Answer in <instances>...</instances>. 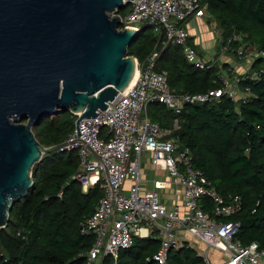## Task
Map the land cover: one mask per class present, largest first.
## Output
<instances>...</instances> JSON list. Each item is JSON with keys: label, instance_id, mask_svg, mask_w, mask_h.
I'll return each instance as SVG.
<instances>
[{"label": "trees", "instance_id": "trees-1", "mask_svg": "<svg viewBox=\"0 0 264 264\" xmlns=\"http://www.w3.org/2000/svg\"><path fill=\"white\" fill-rule=\"evenodd\" d=\"M202 5L222 47L236 60L247 59H239L238 50L244 56L254 52L252 73H235L240 78L235 98L224 94L205 103L182 105L176 113L152 103L147 116L162 130H171L177 121L172 137L180 147L189 149L193 165L204 173L209 187L226 201L229 197L241 200L239 213L218 220L239 222L236 238L241 244L255 243L264 251V58L257 56L264 52V0H202ZM123 11L121 17L129 10ZM233 36L238 40L232 41ZM163 43L164 37L142 25L127 54L142 63L157 51L154 70L166 73L175 96L207 94L221 88L217 64L208 70L195 69L185 61L179 46ZM260 70V79L253 80ZM75 121L76 116L69 112H59L32 127V132L36 141L48 148L64 143ZM78 165L76 150H56L44 153L33 166V186L13 205L7 225L0 229V264H86L83 255L91 248L93 236L82 234L79 226L94 214L102 191L94 186L82 192L80 183L72 179ZM204 204L210 212L208 199ZM158 249L157 234L134 237L129 248L118 252L114 264H159L153 260ZM105 262L114 261L108 258ZM165 264L205 261L185 244L169 251Z\"/></svg>", "mask_w": 264, "mask_h": 264}, {"label": "built area", "instance_id": "built-area-1", "mask_svg": "<svg viewBox=\"0 0 264 264\" xmlns=\"http://www.w3.org/2000/svg\"><path fill=\"white\" fill-rule=\"evenodd\" d=\"M205 14L202 0H132L129 11L121 17L120 29L139 31L142 25L150 26L165 42L179 46L188 64L208 70L216 64L215 57L206 61L199 58L183 26L189 19ZM238 38L233 36L232 41ZM236 55L246 59L241 50ZM257 56L264 58V52ZM158 57L159 53L153 51L142 63L135 59L134 83L94 119H82L78 123L79 138L75 125L65 141L68 145L64 151L76 150L79 160L72 179L80 183L84 193L94 186L103 192L94 214L79 226L82 234L93 236L91 248L83 255L86 264H105L108 258L116 261L118 252L129 248L134 237L148 238L152 233L159 240L153 260L165 264L169 251L183 246L176 237L178 232L219 251L226 259L222 264H264V251L255 243L243 246L236 238L239 222L218 220L239 213L240 198L229 197L226 201L209 187L204 173L193 165L189 149L180 147L172 137L178 128L176 120L166 131L147 116L152 103L163 104L176 113L182 105L205 103L224 94L235 98L239 76L231 69L217 73L220 89L175 96L169 90L166 73L154 70ZM262 73L260 70L252 79L259 80ZM142 155L148 157L155 171L176 179L183 190L182 214L178 207L167 208L161 203L159 191L164 183L157 182L154 190L141 192ZM126 182L129 187L125 191ZM205 199L211 204L210 212L204 209Z\"/></svg>", "mask_w": 264, "mask_h": 264}, {"label": "water", "instance_id": "water-1", "mask_svg": "<svg viewBox=\"0 0 264 264\" xmlns=\"http://www.w3.org/2000/svg\"><path fill=\"white\" fill-rule=\"evenodd\" d=\"M132 0H0V229L33 186L44 148L32 127L59 112L94 119L130 85L138 30L120 29Z\"/></svg>", "mask_w": 264, "mask_h": 264}, {"label": "crops", "instance_id": "crops-1", "mask_svg": "<svg viewBox=\"0 0 264 264\" xmlns=\"http://www.w3.org/2000/svg\"><path fill=\"white\" fill-rule=\"evenodd\" d=\"M129 6L126 7L124 10L127 12L129 9ZM124 11V13H126ZM205 13L206 10H205ZM183 26L188 31V42L195 50L196 54L201 59L209 60L211 58L215 57L216 64L218 63V57L215 55V50L210 48V50H203L201 46H204V43H215L216 48H220L223 58H222V64L218 71L219 74H225L226 71L230 68L234 73H236L239 76L246 75L248 73H252L251 64L255 59V54L253 57H251V63H249V60H244L242 62H239L234 58V56L228 52L227 47H222L221 43L219 42V38L217 37V32L214 23L211 21L209 23L207 14L203 18H192L186 21ZM206 39V40H205ZM164 45H167L169 43L165 42ZM172 45V43H171ZM206 47V45H205ZM181 50V49H180ZM182 52V51H181ZM229 67V68H225ZM227 69V70H226ZM251 69V70H250ZM170 131V130H166ZM170 138H172L170 136ZM146 163V164H144ZM142 174V175H141ZM158 174V175H156ZM139 180H140V190L141 192H147L154 190L155 184L157 182L164 183V189L162 188L159 191L160 194V201L163 205H165L167 208H172L173 206H176L179 208L180 213L182 214L184 210V197H183V190L182 188L177 184L176 179L172 178L171 176L165 174L164 172H157L153 169V167L150 165V161L146 155L141 156V165H140V174H139ZM129 187V182L125 183V191ZM82 189V188H81ZM83 192V191H82ZM84 193V192H83ZM103 196V192H102ZM203 203V202H201ZM202 205V204H201ZM177 239L182 243V245H188L195 249L199 255H201L204 258V261L206 260L210 264V260L207 256L208 252L213 251L215 252L219 259L218 264H222L226 261L225 257L217 250L213 248H209L203 243L192 239L184 232H178L176 235ZM139 238V237H137ZM118 255V254H117ZM117 260V258H116ZM114 260H112L113 262ZM205 261V264H206ZM116 261L113 262V264Z\"/></svg>", "mask_w": 264, "mask_h": 264}, {"label": "rangeland", "instance_id": "rangeland-1", "mask_svg": "<svg viewBox=\"0 0 264 264\" xmlns=\"http://www.w3.org/2000/svg\"><path fill=\"white\" fill-rule=\"evenodd\" d=\"M122 11V10H121ZM124 12V11H123ZM206 40V39H205ZM216 43V42H215ZM214 42L213 43H211V42H206V43H204L203 45L204 46H201V48H203V50H210V48H212V49H214L215 50V55H217V57H218V63H217V66L219 67V69H220V67H221V64H222V58H223V54H222V52L220 51L221 49L220 48H216V44H215ZM205 45H206V47H205ZM246 57L245 58H247V60H249V63H251V57H253L254 56V52H252V54H246L245 55ZM203 60H205L206 61V59H203ZM221 70V69H220ZM144 164H146V163H144ZM142 175V174H141ZM156 175H158V174H156ZM207 256H208V258H209V262H210V264H218L220 261H219V257H218V255L215 253V252H213V251H210V252H208V254H207Z\"/></svg>", "mask_w": 264, "mask_h": 264}, {"label": "bare ground", "instance_id": "bare-ground-1", "mask_svg": "<svg viewBox=\"0 0 264 264\" xmlns=\"http://www.w3.org/2000/svg\"><path fill=\"white\" fill-rule=\"evenodd\" d=\"M136 76H137V74H136V71H135V72H134V75H133V78H132V80H131L130 86L134 83V81H135V79H136Z\"/></svg>", "mask_w": 264, "mask_h": 264}]
</instances>
